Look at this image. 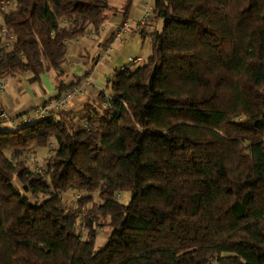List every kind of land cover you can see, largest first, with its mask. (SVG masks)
<instances>
[{"label": "trees", "instance_id": "trees-1", "mask_svg": "<svg viewBox=\"0 0 264 264\" xmlns=\"http://www.w3.org/2000/svg\"><path fill=\"white\" fill-rule=\"evenodd\" d=\"M1 5L0 79L51 71L53 97L80 82L67 42L109 0ZM148 21L149 53L81 110L0 127V264H264V0H152Z\"/></svg>", "mask_w": 264, "mask_h": 264}, {"label": "crops", "instance_id": "crops-1", "mask_svg": "<svg viewBox=\"0 0 264 264\" xmlns=\"http://www.w3.org/2000/svg\"><path fill=\"white\" fill-rule=\"evenodd\" d=\"M146 7L152 8V0L133 1L126 20L130 26L120 38L113 42L110 58L103 56L102 50L113 39L115 28L122 22L123 11L117 12L109 18L97 33L84 35L67 42L66 59L63 64L64 81L69 82L74 79V76L85 75L91 79L88 91L73 98L65 109L68 115L81 110L84 104L94 98L99 90L105 89L106 80L111 72L126 64L129 56H138L143 59L149 53V51L145 52L147 43L150 47L148 33L154 27H160L157 26L158 22L148 21L137 24ZM106 41L109 42L104 45ZM117 42H119V46H116ZM89 61L92 63L91 67H88ZM28 75L29 73H24L21 76L13 77L10 89L7 87V77L5 78L4 91L0 92V107L11 113L23 112L33 105L52 98L57 93L56 82L51 71L41 73L38 82L26 80Z\"/></svg>", "mask_w": 264, "mask_h": 264}, {"label": "built area", "instance_id": "built-area-1", "mask_svg": "<svg viewBox=\"0 0 264 264\" xmlns=\"http://www.w3.org/2000/svg\"><path fill=\"white\" fill-rule=\"evenodd\" d=\"M9 0H1V3L8 2ZM151 17V9L146 7L143 10L140 20L137 24H143L149 20ZM136 23V22H135ZM130 23L127 21L121 22L116 28L113 35V39L109 42V44L102 50V55L106 58L111 57V51L113 42L121 37V35L128 30ZM1 32L3 35V39L1 42V46H8L13 36L7 33V29L5 26L1 28ZM141 57H128V62H137L141 61ZM124 67L123 65L120 67ZM6 85L5 79H0V92L4 91ZM91 85V79L88 75L82 77L79 83L74 84L73 86L64 89L57 96L50 98L42 103L33 105L26 111L11 113L6 109L0 107V127H18L23 124L29 123L40 117H52L55 118L56 114L61 108L68 107L70 102L78 95H83L88 91L89 86ZM28 158L33 159V164L35 165V169L40 170L41 165L38 164L37 160H34L32 152L27 154Z\"/></svg>", "mask_w": 264, "mask_h": 264}, {"label": "rangeland", "instance_id": "rangeland-1", "mask_svg": "<svg viewBox=\"0 0 264 264\" xmlns=\"http://www.w3.org/2000/svg\"><path fill=\"white\" fill-rule=\"evenodd\" d=\"M14 0H9L8 2H4L2 3L1 7L6 8L8 7L11 3H13ZM137 0H135L136 2ZM125 4H126V0H109V7L106 9V13H107V20L104 23H107L109 18H111L115 13L117 12H122L125 8ZM158 27L162 26L161 21H158L157 23ZM124 37V36H123ZM120 42V41H119ZM119 42L116 43V46H119ZM149 44L147 43V45L145 46V52L150 51L149 49ZM140 61H137L136 63H138ZM126 63H128V61H126ZM91 61H89L88 63V67H91ZM7 87L8 89H10V85L13 82V76H7ZM91 86V85H90ZM89 86V87H90ZM79 96V95H78ZM96 97V96H95ZM92 98L91 100L95 99ZM74 119H77V115L73 116ZM51 145L49 144L48 146H42L37 148L34 152H32V155L34 158V160H37L39 165H43L44 160L46 158V156L49 154L50 149H51ZM26 157V156H25ZM21 158H24V155L21 156ZM28 158V156H27ZM29 159V165L32 166L33 168H35L34 164H33V159L28 158ZM81 196V193L77 192V191H68L62 194L63 200L65 202L66 205H73L75 204L76 200ZM130 197L129 192H124L120 195L119 199L123 202H126ZM99 229H101L100 234L98 235L97 238V245H101L105 242V239L109 233L110 228L107 225H102L101 227H99ZM105 230V232H103Z\"/></svg>", "mask_w": 264, "mask_h": 264}]
</instances>
